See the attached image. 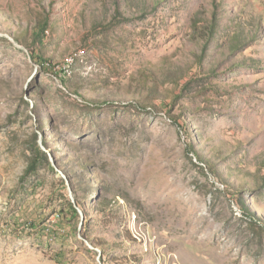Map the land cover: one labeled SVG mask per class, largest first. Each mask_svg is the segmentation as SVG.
<instances>
[{
  "label": "rangeland",
  "instance_id": "obj_1",
  "mask_svg": "<svg viewBox=\"0 0 264 264\" xmlns=\"http://www.w3.org/2000/svg\"><path fill=\"white\" fill-rule=\"evenodd\" d=\"M0 264H264V0H0Z\"/></svg>",
  "mask_w": 264,
  "mask_h": 264
},
{
  "label": "trees",
  "instance_id": "obj_2",
  "mask_svg": "<svg viewBox=\"0 0 264 264\" xmlns=\"http://www.w3.org/2000/svg\"><path fill=\"white\" fill-rule=\"evenodd\" d=\"M44 36H45V31L42 30L41 36L39 37L44 38ZM30 151L32 155L30 157V162L26 170V175H29L38 170L41 158L44 159L45 161L46 160L48 161L47 154L45 152H42L40 148L36 147L35 149H31ZM75 212H77V210H75Z\"/></svg>",
  "mask_w": 264,
  "mask_h": 264
},
{
  "label": "built area",
  "instance_id": "obj_3",
  "mask_svg": "<svg viewBox=\"0 0 264 264\" xmlns=\"http://www.w3.org/2000/svg\"><path fill=\"white\" fill-rule=\"evenodd\" d=\"M84 54H85L84 50H79L76 53H74V54L70 55L69 57H67V59L64 62L63 68L65 70H67L66 68H69L72 65H74L79 58L84 56Z\"/></svg>",
  "mask_w": 264,
  "mask_h": 264
}]
</instances>
